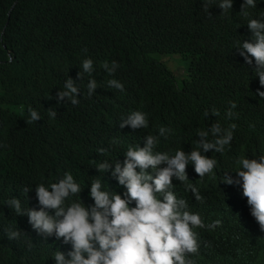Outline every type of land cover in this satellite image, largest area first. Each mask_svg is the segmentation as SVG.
<instances>
[{"label": "clouds", "instance_id": "clouds-1", "mask_svg": "<svg viewBox=\"0 0 264 264\" xmlns=\"http://www.w3.org/2000/svg\"><path fill=\"white\" fill-rule=\"evenodd\" d=\"M141 1L174 12L150 11L167 36L117 51L115 21L79 19L105 33L79 24L85 47L50 37L19 58L11 14L50 5L0 0V51L24 71L0 85V196L32 183L6 201L0 264L33 238L47 264H264V0ZM196 27L219 39L214 69L186 51ZM76 147L83 181L59 171Z\"/></svg>", "mask_w": 264, "mask_h": 264}, {"label": "trees", "instance_id": "trees-1", "mask_svg": "<svg viewBox=\"0 0 264 264\" xmlns=\"http://www.w3.org/2000/svg\"><path fill=\"white\" fill-rule=\"evenodd\" d=\"M28 1L30 4L47 3L50 6L44 13L30 17L22 16L24 14L23 11L14 10L11 14L6 39L9 47L14 50L19 58L28 55L32 49L50 37H55V45L73 41L76 46L81 48L85 47L86 45L82 44L79 37V19L88 22L115 21L117 24V33L112 40H109V45L119 51L131 38L138 39L144 36L162 38L167 36L166 33L157 29V22L154 20L156 14L150 11L174 13L164 6L159 7L162 2H157L155 5L141 9L139 8L143 5V1L141 0H133L132 7L136 8L134 10L123 9L124 4L130 2V0ZM8 9L9 6L0 4V30L7 21ZM188 18L189 16L185 14L177 20L187 22ZM80 27V35L86 37L87 33H89L92 37V42L96 38L102 37L105 33V26L103 24H100L92 30H88L84 24H80ZM217 29L221 32L229 33L231 28L229 24H219L217 25ZM190 37L191 39L185 44L186 51L192 56L202 59L206 66L214 69V62L209 56L212 51H217L215 43H218L219 39L211 38L205 30L197 27L194 28ZM45 48L49 49L47 46ZM89 50L91 51V49ZM93 53H100L98 45H94ZM87 58H90V56ZM8 59L5 51H0V85L6 84L9 80L22 77L24 73L22 68L23 63L18 66L15 62L9 63ZM75 151L77 154L63 157L64 161L59 171L72 170L71 173L79 181H83L88 169L81 165L82 160L78 155L80 149L76 147ZM87 160L86 162L88 163ZM31 184L29 181H26L24 184H19L17 180L15 186L10 191L0 196V233L8 227L14 214V210L6 205V201L16 197L21 200V204L25 205L26 197L29 196L31 190L26 195L23 193V188L29 187ZM23 208L27 209V207ZM49 252L50 250L45 241L33 238L28 245H24L17 250V258L12 264H47Z\"/></svg>", "mask_w": 264, "mask_h": 264}]
</instances>
